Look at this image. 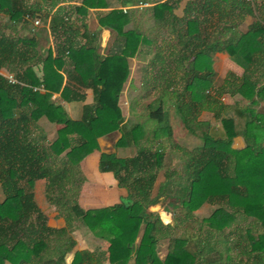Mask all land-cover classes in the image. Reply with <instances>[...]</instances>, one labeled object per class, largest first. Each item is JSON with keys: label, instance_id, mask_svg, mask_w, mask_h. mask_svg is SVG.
<instances>
[{"label": "trees", "instance_id": "1", "mask_svg": "<svg viewBox=\"0 0 264 264\" xmlns=\"http://www.w3.org/2000/svg\"><path fill=\"white\" fill-rule=\"evenodd\" d=\"M39 1L54 4L59 0ZM101 1L82 0L79 6H60L55 10L48 27L56 41L61 36L63 39L55 43L53 58L50 50H46V56L41 61V81L31 71L32 64L38 61L35 36L17 38L0 30V70L6 69L13 80L9 82L0 75V190L4 196L0 202V264H61L58 260H62L64 252L72 245L67 232L77 226L108 244V264H199L200 259L204 260L198 253L202 252L203 246L199 248L196 241H192V247L186 248L187 240L183 236H166L157 216L144 211L143 206L147 202L144 205L143 202L140 205L121 202L112 207L89 210L79 208L76 203L81 182L77 177V165L96 150L97 138L118 128L121 116L117 95L128 73L126 58L134 55L143 39L147 40L137 29L122 33L127 14L121 10H110L98 18L97 24L115 33L116 40L123 47L122 54L97 60L93 37H89L83 27L80 31L74 27L70 18L75 22L78 16L86 15L87 9L101 8L104 5ZM149 1L152 0H135V3L149 4ZM159 1L162 0H153L152 4ZM150 10L154 21V31L151 30L155 38V33L166 21L170 7L161 2ZM0 14L5 18L2 25L12 28L28 21L23 19L25 16H38L39 22L41 18L35 3L25 6L23 0H0ZM76 37H79V42ZM262 37L264 18H258L245 34L238 36L234 42L223 44L220 52L226 53L238 64L254 62L260 58L257 54L264 49ZM197 57L193 56V64ZM65 64L71 67V78L80 87L90 88L94 93L93 104L82 108L83 115L79 121L68 119L62 108L50 101L51 95L58 92L66 101L82 99L79 87H61L62 76L57 70ZM188 74L183 88L188 101L181 104L177 100L174 107L186 132L196 136L192 114L197 107L207 103L211 71L199 74L193 70ZM224 86H221L220 94L225 92ZM235 92L247 100L248 105H253V97L256 100L264 97V86L256 89L255 84L244 75ZM146 109L147 119L156 126L152 139H158L160 135L169 137L164 104L158 100L148 103ZM242 113L249 116L243 132L252 142L238 151L230 148L232 138L237 134L232 131L233 121L228 116L222 115L218 119L224 132L223 137L216 139L209 137L204 130L200 131L207 124H197L201 145L186 154L189 163L186 168L187 183L177 190L176 195L167 191L168 207H180L181 214L173 216V226L176 227L193 221V211L203 203L219 200L218 206L202 219L201 226L204 228V242L215 237L223 250L209 246L208 255L214 260L212 254L215 252L219 259L228 260L225 264H264V119L253 117L248 108H244ZM42 117L59 126L51 142L32 137L35 123ZM138 127L123 133L116 143L117 147L126 141L137 146L132 158L121 159L112 153H101L98 161V170L110 172L118 186L125 188L129 194L149 186L163 163L161 143L156 141L153 151L141 146L139 140L142 136ZM39 179L46 182V201L64 219L65 226L60 230L45 225L44 215L32 200L33 183ZM172 187L180 186L179 183H164L159 187L157 197L166 195L165 190ZM154 202L157 200L151 203ZM139 207L140 212H136ZM246 218L258 221L257 235H248L249 251L245 254L241 248L237 262H231L227 255L229 249L222 245L224 241L220 235L230 224ZM141 225L143 229L139 234ZM136 238L139 239L137 245ZM166 238L167 250L159 259L156 244ZM193 238L190 236V239ZM76 255L80 260L75 264H82L85 257Z\"/></svg>", "mask_w": 264, "mask_h": 264}, {"label": "crops", "instance_id": "2", "mask_svg": "<svg viewBox=\"0 0 264 264\" xmlns=\"http://www.w3.org/2000/svg\"><path fill=\"white\" fill-rule=\"evenodd\" d=\"M81 1L59 0L50 4L48 1L28 0L24 3L25 6H31L35 3L37 11L39 10L41 15L38 28L32 26L29 20L19 23L13 28L12 26L7 27L2 25L5 18L0 14V30H4L6 34H14L17 38L35 36V52L38 61L32 64L31 71L39 81L43 75L41 61L46 56V50H50L53 58L55 56V43L63 39L61 36L60 40L56 41L54 35L50 33L48 24L53 13L60 6H79ZM152 2L153 0L149 1V4H136L135 0H103L101 3L104 5H101V8L87 9L86 15L81 18L78 16L75 22L73 18H70L74 27L79 31L83 27L89 37H93V45L96 48L98 58L96 59L100 61L114 55H121L123 49L119 40H116L117 37L113 31L98 27V18L110 10H121L123 14H127L128 19L123 24L122 33L137 29L143 33V38L147 39H143V42L138 45L133 56L126 58L128 73L117 95V106L121 116L118 128L97 138L96 150L81 159L77 165V177L81 179V182L76 203L79 208L89 210L112 207L121 202H127L128 205L133 203L140 205L142 202L144 205L147 202L146 206H143L144 211L157 216L161 226L165 229L166 236L173 238L176 237V233L184 236L187 231H190L189 235L195 238L183 237L187 240L186 248L192 247V241H196L197 244L200 241L204 243L203 245L198 244L199 248L203 246L202 252L198 251V253L204 259L203 261L200 259L199 264H208L209 262L225 264L228 260L226 258L219 259L218 255L215 256V252L212 254L214 260L208 255L207 247L216 246L219 248L221 245L218 242L219 239L212 237L211 240L204 242L205 239L198 235L204 229L201 226L202 219L207 218L212 210L218 206L219 200L203 203L197 210L193 211V221L186 225L174 227L173 216L181 214L180 207L175 206L173 209L168 207L170 201L167 191H171V195H176L177 190L187 183L186 168L189 163H187L188 156L186 154L201 145L197 124H207V127L200 128V131L204 130L205 134L216 139L223 137L224 132L218 119L222 115L228 116L233 121L234 128L232 131L237 134L232 138L230 148L238 151L252 142L251 139L244 136L243 132L244 123L249 117L242 113L244 108L250 109L253 117L264 119V97L259 100L253 97L252 100L255 103L248 105V101L235 92V88L244 75L255 84L256 89L264 86V49L257 54L260 56L259 59L247 64H238L226 53L220 52V47L223 44L230 41L234 42L238 36L245 34L258 18H264V0L251 2L247 0H162L154 4ZM161 2H165L170 10L159 32H154L156 34L154 38L152 34L154 21L150 8ZM263 38L262 40H264ZM76 41L79 42V37H76ZM194 55L198 56L195 64L192 62ZM193 70L198 71L199 74L201 72L206 73L208 70L211 71L210 87L207 91L210 95L207 103L197 107L192 114L196 123V126L193 127V132L197 133L196 136L186 132L174 107L177 100L181 104L187 103L188 97L183 88L190 74L188 72ZM57 72L62 76L61 87L67 86L70 89L79 87L82 99L80 101H66L60 97L58 92L51 95L50 101L52 104L61 107L68 119L79 121L83 115L82 108L93 104L94 93L90 88L80 87L71 78L70 66L65 64ZM0 75L4 78L11 76L6 69H1ZM222 85H225V92L220 94ZM158 100L164 104L165 126L170 136L160 135L158 139L155 137L153 140L152 134L156 126L147 119L146 107L148 103ZM134 126L140 128L142 137L139 144L141 146L153 151L157 145L156 141L161 143L163 163L162 168L156 172L155 179L149 186L129 194L125 188L118 186L110 172L98 170V161L101 153H112L121 159L132 158L136 153L137 146L126 141L117 147L116 143L123 133ZM58 127V125L50 124L42 117L35 123L32 137L36 140L43 138L51 142L55 139V130ZM164 183H179L180 187L165 190L166 195L157 197L158 189ZM45 185L44 179L34 181L31 191L32 200L36 208L44 215L45 225L50 229L60 230L65 226L64 219L58 214L57 209L46 201ZM3 199L4 196L0 190V202ZM153 200H157V202L151 203ZM174 205L177 203L174 202ZM140 208L136 212H140ZM258 227L257 220L246 218L224 228L220 236L224 241L222 245L229 249L227 253L229 261L237 262V255L241 248L247 254L249 251L248 235L253 234L252 237H256ZM142 229L143 226L141 225L139 234ZM168 231L172 232L169 233ZM67 236L71 239L72 245L69 250L64 252L62 260L57 259L58 262L70 264L73 259V264H75L80 260L76 254H80L85 257L82 264H108V244L105 241L94 238L81 226L68 231ZM138 241L139 239L136 238V245ZM167 245V238L158 240L156 253L159 259L164 257ZM219 250L222 251L223 249L219 248ZM57 257L59 258V256Z\"/></svg>", "mask_w": 264, "mask_h": 264}, {"label": "built area", "instance_id": "3", "mask_svg": "<svg viewBox=\"0 0 264 264\" xmlns=\"http://www.w3.org/2000/svg\"><path fill=\"white\" fill-rule=\"evenodd\" d=\"M24 20H29L31 22V25L34 26V27H38L40 25V22H39V18L38 17H33V18H29L28 16H25L23 18ZM8 81L9 82H13L12 78L10 76L7 77Z\"/></svg>", "mask_w": 264, "mask_h": 264}, {"label": "rangeland", "instance_id": "4", "mask_svg": "<svg viewBox=\"0 0 264 264\" xmlns=\"http://www.w3.org/2000/svg\"><path fill=\"white\" fill-rule=\"evenodd\" d=\"M28 0H24V3H26ZM144 104V103H143ZM177 138V137H176ZM257 229V228H256ZM190 231H187V234L186 235H184L183 237H185V238H187V239H190ZM179 234H177L176 233V236H178ZM198 235H200V238L202 237V238H205V235H203V230L201 231V232H199V234ZM250 235V234H249ZM251 236H254L253 234L251 235ZM207 242V241H206ZM200 244H204L202 241H200L199 242ZM198 243V244H199ZM191 249V248H190ZM74 263V261H73V259H72V261H71V263L70 264H73ZM208 264H212L211 262H209Z\"/></svg>", "mask_w": 264, "mask_h": 264}]
</instances>
